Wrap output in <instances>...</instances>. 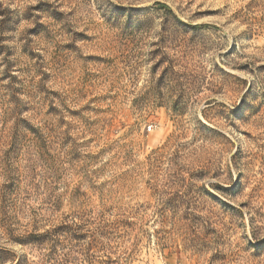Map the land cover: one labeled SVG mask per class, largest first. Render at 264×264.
<instances>
[{
	"label": "rangeland",
	"instance_id": "1",
	"mask_svg": "<svg viewBox=\"0 0 264 264\" xmlns=\"http://www.w3.org/2000/svg\"><path fill=\"white\" fill-rule=\"evenodd\" d=\"M0 264H264V0H0Z\"/></svg>",
	"mask_w": 264,
	"mask_h": 264
},
{
	"label": "trees",
	"instance_id": "2",
	"mask_svg": "<svg viewBox=\"0 0 264 264\" xmlns=\"http://www.w3.org/2000/svg\"><path fill=\"white\" fill-rule=\"evenodd\" d=\"M154 6L160 8L162 10L168 11V7L165 6L164 4L155 3ZM1 16H3V14H1Z\"/></svg>",
	"mask_w": 264,
	"mask_h": 264
}]
</instances>
